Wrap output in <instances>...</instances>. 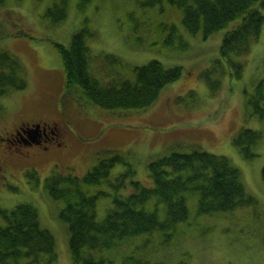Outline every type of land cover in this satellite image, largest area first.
I'll use <instances>...</instances> for the list:
<instances>
[{"label":"rangeland","instance_id":"obj_1","mask_svg":"<svg viewBox=\"0 0 264 264\" xmlns=\"http://www.w3.org/2000/svg\"><path fill=\"white\" fill-rule=\"evenodd\" d=\"M80 1L67 0V17L58 22L47 12L62 0L0 1V52L7 49L17 55L27 76L26 89L0 94V205L7 209L20 203L35 205L42 227L56 240L58 257L52 264H73L69 226L60 213L63 202L52 198L45 186L55 170L83 176L102 158H109V151H118L129 156L139 180L153 185L148 174L151 159L198 145L225 155L237 167L254 203L230 212L201 214L198 195H189V219L178 224L170 240L165 241L161 230L143 233L99 254L112 264H136L139 258L150 264H264V112L260 114L255 98L259 87L264 93V19L250 51L224 61L221 41L242 24L244 14L205 36L202 28L189 32L183 10L169 0L154 4L90 0L84 6ZM83 27L95 34L87 38L89 69L102 82L134 79L136 66L153 59L166 67L179 66L182 77L167 84L145 109L102 108L81 87L67 88L55 45L70 46L73 33ZM234 58L243 62L240 73L228 62ZM209 72L212 76L206 75ZM24 119L51 123L57 138L42 145L24 144L29 153H19L14 145L8 148L11 135L2 133L8 130L13 135L15 125ZM247 128L260 132L254 142L245 144L255 153L252 159L235 142ZM20 137L28 138V133ZM124 169L118 164L111 176ZM99 188L91 186L90 191ZM112 205L111 195L99 198V218ZM147 207L165 210L155 200ZM9 264H29V259Z\"/></svg>","mask_w":264,"mask_h":264},{"label":"trees","instance_id":"obj_2","mask_svg":"<svg viewBox=\"0 0 264 264\" xmlns=\"http://www.w3.org/2000/svg\"><path fill=\"white\" fill-rule=\"evenodd\" d=\"M88 1L81 0L80 3ZM155 1L145 0L147 4H154ZM169 2L183 10L184 24L190 32L196 33L202 28L205 36L244 14L242 24L225 34L221 41L220 56L224 61L231 55L242 57L247 54L261 32L264 0ZM66 5L67 0H62L48 10V15L54 16V22L67 17ZM89 32L87 28H82L73 33L70 46L60 42L55 45L64 65L67 88L80 86L86 97L102 108L145 109L156 102L167 84L182 77L183 70L179 66L166 67L160 60L153 59L136 66L134 79L115 78L104 83L89 69L87 38L94 35ZM114 59L117 60L116 57ZM228 62L236 67L238 73L243 70V62L235 58ZM26 79L25 66L17 55L10 50H2L0 94L26 89ZM255 98L262 115V87L258 88ZM259 133L247 128L235 137L236 145L249 159L254 158L255 153L248 150L247 145L254 142L255 135ZM108 156L83 176L73 171L61 173L55 170V174L46 181L50 196L63 202L60 213L69 226L73 264H112L111 259L99 252L108 250L123 239L143 234L151 226L163 232L167 229L172 235L179 223L189 219V195H198V211L201 214L230 212L255 201L254 196L248 193L240 171L226 156L198 145L187 150L175 149L151 159L148 174L153 185H145L136 177V168L128 155L109 151ZM118 164H124L125 171L112 177L110 171ZM105 183L107 187H101ZM91 186L100 188L93 193ZM108 195L113 197V205L103 218H99L98 199ZM153 200L156 204H163L165 210L148 208L147 204ZM95 253H98V259H95ZM57 257L54 234L42 227L35 205L20 203L11 209L0 205V264H9L21 258H28L29 264H40L42 258L44 264H52ZM135 263L150 264L143 258Z\"/></svg>","mask_w":264,"mask_h":264},{"label":"flooded vegetation","instance_id":"obj_3","mask_svg":"<svg viewBox=\"0 0 264 264\" xmlns=\"http://www.w3.org/2000/svg\"><path fill=\"white\" fill-rule=\"evenodd\" d=\"M53 128L54 127L51 125V123L47 122H31L29 120L21 121L15 125L13 135L11 134L12 132L5 130L4 133L6 136L11 135V139L10 137L8 138L6 146L11 148V146L14 145L16 148L18 147V150H20V144H22L21 147L24 144L25 146L28 144L42 145L45 142H49L50 140L57 138L55 136L56 133L53 132ZM49 129L52 130V133L50 132L47 134L46 132L49 131ZM42 130L44 131V136L41 133ZM22 133H28V138H19Z\"/></svg>","mask_w":264,"mask_h":264},{"label":"bare ground","instance_id":"obj_4","mask_svg":"<svg viewBox=\"0 0 264 264\" xmlns=\"http://www.w3.org/2000/svg\"><path fill=\"white\" fill-rule=\"evenodd\" d=\"M86 4V2H83L82 3V5H81V3H79V5L80 6H84ZM66 7H67V5H66ZM83 8V7H82ZM185 25V24H184ZM186 27V26H185ZM83 28H87L90 32L89 33H91L92 32V30H90L88 27H83ZM82 29V28H81ZM188 30V29H187ZM189 31V30H188ZM190 32V31H189ZM192 33V32H191ZM163 63V62H162ZM164 64V63H163ZM165 65V64H164ZM206 75H208V76H212V73L211 72H209V73H207ZM178 80V79H177ZM176 81V80H175ZM174 82V81H173ZM77 85H75V87H76ZM157 231H159V229L157 228V227H153V226H151V227H149L148 229H146V231H144L145 233H155V232H157ZM173 235V234H172ZM172 235H171V232L169 231V230H167V229H165L164 230V236H165V241H168V240H170L171 238H172Z\"/></svg>","mask_w":264,"mask_h":264}]
</instances>
